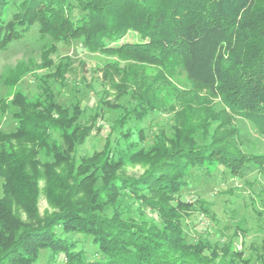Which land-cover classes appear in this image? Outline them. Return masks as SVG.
I'll list each match as a JSON object with an SVG mask.
<instances>
[{"label": "trees", "instance_id": "obj_1", "mask_svg": "<svg viewBox=\"0 0 264 264\" xmlns=\"http://www.w3.org/2000/svg\"><path fill=\"white\" fill-rule=\"evenodd\" d=\"M259 1L0 0V48L37 22L56 42L81 39L89 50L162 69L154 78L137 76L136 84H146L134 85L139 94L129 92L132 116L119 118L103 150L90 155L79 156V148L104 113L106 91L74 106L52 94L31 100L18 92L9 102L0 97L1 114L11 111L16 120L13 130L0 121V264H264V241L253 258L234 249L232 240H190L185 227L195 210L181 197L193 169L220 163L236 171L242 160L250 161L244 174L264 167L263 153L249 160L230 138L209 134L212 124L219 130L235 116L241 127L247 121L264 132ZM130 32L137 40L123 41ZM179 68L196 92L171 85L168 75ZM160 111L173 114L172 134L146 145L135 123ZM112 129L125 142L111 147ZM127 164L143 172L128 175ZM41 194L56 210L44 219L37 211ZM43 250L49 252L45 262Z\"/></svg>", "mask_w": 264, "mask_h": 264}, {"label": "rangeland", "instance_id": "obj_2", "mask_svg": "<svg viewBox=\"0 0 264 264\" xmlns=\"http://www.w3.org/2000/svg\"><path fill=\"white\" fill-rule=\"evenodd\" d=\"M258 5L260 9L263 8L264 0H260ZM6 17L9 15L6 14ZM135 40L137 37L131 32L123 39ZM161 71V67L156 64L143 63L132 58L127 60L116 54L89 50L82 44L81 39L56 42L49 35L42 34L39 24L35 22L23 36L0 48V78L2 76L7 79V87L0 83V97L9 102L18 92L31 100L35 98L43 100L52 94L56 101L74 106L80 98L82 102L92 98L99 99L103 91H106L102 99L104 113L97 117L91 134L79 148V156L90 155L103 150L107 142V132L116 121L119 122V118L132 116L131 110L135 101L129 92L135 90L136 94H139L134 85L140 87L146 84L144 81L136 84L137 76L154 78ZM61 72L64 73L63 76ZM168 79L178 91L196 92V89L190 90L191 83L180 68L176 73L168 75ZM205 94L204 92L201 95ZM214 101L217 103L220 99ZM166 103L170 104L167 101ZM1 109L0 106V111ZM93 113L94 111L87 110L86 117L89 121L95 120ZM0 121L5 129L13 130L16 127V120L11 111L4 114L0 112ZM131 123L132 121H128L124 128ZM175 123L172 113L160 111L149 113L144 120L137 121L135 125L143 128L146 134L145 144L150 145L157 137L171 135ZM240 124V117L235 116L231 124L226 123L219 130L215 131L217 124H212L209 134L221 136L222 139L230 138L232 145L249 160H252L255 154H264V132L247 121L243 122L242 127ZM125 139L112 129L111 147L116 146L118 142H125ZM198 139L203 142L201 133ZM123 144L126 147L127 144ZM247 162L250 161L242 160L239 167L230 165L238 167L236 171L220 163L193 169L187 178V185L181 191L182 199L190 202L195 210L186 221L185 230L190 240L210 235L218 236L227 242L232 240L234 249L253 258L256 252L262 249L264 167L252 173H241L243 165ZM123 170L128 175L137 176L143 172V167L127 164ZM43 183L41 181V185ZM1 191L0 179V193ZM37 211L40 218L44 219L56 210L50 200L41 194L37 202ZM23 217L28 222H35L27 219L24 213ZM48 254V250L42 251V255L45 256L43 262Z\"/></svg>", "mask_w": 264, "mask_h": 264}]
</instances>
